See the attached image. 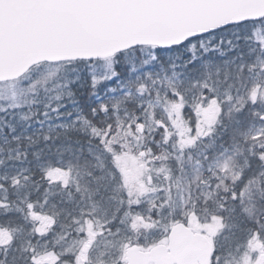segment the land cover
Returning <instances> with one entry per match:
<instances>
[{
	"label": "snow or ice",
	"instance_id": "obj_1",
	"mask_svg": "<svg viewBox=\"0 0 264 264\" xmlns=\"http://www.w3.org/2000/svg\"><path fill=\"white\" fill-rule=\"evenodd\" d=\"M0 264H264V0H0Z\"/></svg>",
	"mask_w": 264,
	"mask_h": 264
}]
</instances>
